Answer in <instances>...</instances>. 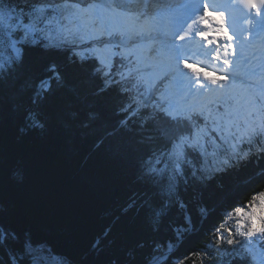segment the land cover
Instances as JSON below:
<instances>
[{
    "label": "snow or ice",
    "instance_id": "obj_1",
    "mask_svg": "<svg viewBox=\"0 0 264 264\" xmlns=\"http://www.w3.org/2000/svg\"><path fill=\"white\" fill-rule=\"evenodd\" d=\"M37 48L66 63H29ZM85 67L99 81L91 92L74 71ZM111 91L115 125L90 99ZM10 127L43 138L102 131L94 147L120 137L114 155L138 188L119 216H143L120 233L122 252L109 224L69 253L0 204V264H183L197 254L176 255L188 229L169 224L172 235L156 238L172 210L191 224L217 180L249 165L260 170L245 190L264 179V0H0V163ZM231 212L205 256L219 248L221 262L264 264V191Z\"/></svg>",
    "mask_w": 264,
    "mask_h": 264
},
{
    "label": "trees",
    "instance_id": "obj_2",
    "mask_svg": "<svg viewBox=\"0 0 264 264\" xmlns=\"http://www.w3.org/2000/svg\"><path fill=\"white\" fill-rule=\"evenodd\" d=\"M52 60L64 64L66 53L44 52L38 48L27 53L29 63ZM74 71L84 81L86 92L99 85V81L89 75L87 67ZM115 95V91H111L102 98L90 97L97 101L102 122L109 125H115L121 118L115 115L112 102ZM100 135L102 131L96 136L81 137L57 129L43 138L38 133L18 134L15 127L7 130V147L0 163L4 189L0 204L6 213L19 217L15 226L30 228L36 237L47 239L59 251L75 253L77 245H86L111 224L115 238L112 249L123 251L120 233L126 225L138 223L143 212L137 215L133 210L127 216H119V213L138 185L131 173L121 172L118 166L114 147L120 137L106 138L99 147H94ZM259 170L249 165L240 173L234 172L210 185L203 205L191 206V224H185L180 213L173 209L156 238L164 240L172 235L169 224L188 229L187 239L176 255L197 254L187 256L183 264H227L221 262V249H214L209 256H205L203 249L212 240L216 227H229L232 208L247 204L254 194L264 191V179L246 190L242 186L243 181ZM204 205L207 211L202 213L199 209ZM143 236L153 238L150 226H145Z\"/></svg>",
    "mask_w": 264,
    "mask_h": 264
},
{
    "label": "rangeland",
    "instance_id": "obj_3",
    "mask_svg": "<svg viewBox=\"0 0 264 264\" xmlns=\"http://www.w3.org/2000/svg\"><path fill=\"white\" fill-rule=\"evenodd\" d=\"M231 216H234V213H233V215H231ZM231 216L230 217H228V226H231L233 223H234V220L233 219H231Z\"/></svg>",
    "mask_w": 264,
    "mask_h": 264
}]
</instances>
